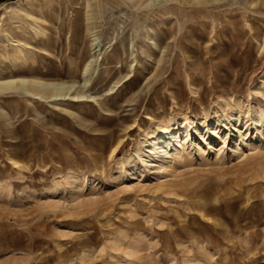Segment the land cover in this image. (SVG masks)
Instances as JSON below:
<instances>
[{
	"label": "rangeland",
	"instance_id": "obj_1",
	"mask_svg": "<svg viewBox=\"0 0 264 264\" xmlns=\"http://www.w3.org/2000/svg\"><path fill=\"white\" fill-rule=\"evenodd\" d=\"M184 1L0 0V264H264V0Z\"/></svg>",
	"mask_w": 264,
	"mask_h": 264
},
{
	"label": "bare ground",
	"instance_id": "obj_2",
	"mask_svg": "<svg viewBox=\"0 0 264 264\" xmlns=\"http://www.w3.org/2000/svg\"><path fill=\"white\" fill-rule=\"evenodd\" d=\"M185 1H188V2L191 1L192 2L193 0H185ZM209 1L211 2L212 0H196L197 3H201V4L202 3L204 4V3L209 2ZM91 66H92L91 62L86 65L85 73H88L90 71ZM28 79H24V78L22 79L21 78V79L0 80V91L5 90V89H10V88L11 89L12 88H21V90L24 89V90H27V91H29L30 89H36V90L37 89L38 90L45 89L46 90V88L47 89L51 88V89H54L55 91L61 92L64 89L62 86H58V85H55V84H50L49 82H48L49 84L48 83L45 84V83H42V82L29 81Z\"/></svg>",
	"mask_w": 264,
	"mask_h": 264
}]
</instances>
